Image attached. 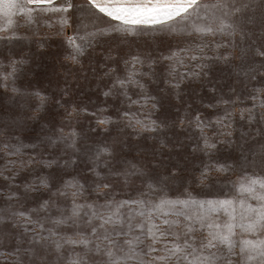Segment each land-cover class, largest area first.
<instances>
[{
	"label": "snow or ice",
	"instance_id": "1",
	"mask_svg": "<svg viewBox=\"0 0 264 264\" xmlns=\"http://www.w3.org/2000/svg\"><path fill=\"white\" fill-rule=\"evenodd\" d=\"M53 40L95 98L23 83ZM0 264H264V0H0Z\"/></svg>",
	"mask_w": 264,
	"mask_h": 264
},
{
	"label": "rangeland",
	"instance_id": "2",
	"mask_svg": "<svg viewBox=\"0 0 264 264\" xmlns=\"http://www.w3.org/2000/svg\"><path fill=\"white\" fill-rule=\"evenodd\" d=\"M32 51V64L29 74L24 78L23 83H30L37 87L47 89L51 93L57 92V90L63 86L66 74L70 71L71 76L67 78L71 81L72 76L77 79L74 83V87L78 86L81 91L85 93V101L89 96L95 98L97 93L95 91H89L90 82L94 84L95 81L92 77L90 70L89 58L83 60V68L80 66L69 67L63 61V51L58 46V41H49L46 48L40 49L35 43L31 45ZM93 67L95 65H92ZM213 83L216 84L218 91L224 94L229 93L230 87L233 86L232 79L228 76L227 72L223 69L214 70L212 76ZM239 90V89H238ZM212 94H210L205 88L200 90L198 83H192L188 85L187 90L183 93L182 100L177 101L173 97H168L163 101L162 114H166L169 117H174L176 109L179 108L183 111L185 104H190L193 108H200L201 111H205L203 105L211 102ZM102 99V97H100ZM207 114V112H206ZM186 135L190 133L186 131L173 130V140L170 143L180 141L183 144L182 148H173L171 153L166 152L165 155L169 156L172 160H177L180 157L189 156L190 147L188 141L184 139ZM223 152H227V146H221ZM39 151V149H37Z\"/></svg>",
	"mask_w": 264,
	"mask_h": 264
}]
</instances>
